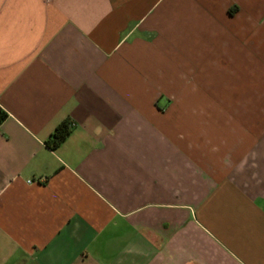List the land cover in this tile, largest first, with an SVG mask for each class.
Segmentation results:
<instances>
[{"label": "crops", "instance_id": "0c3cea01", "mask_svg": "<svg viewBox=\"0 0 264 264\" xmlns=\"http://www.w3.org/2000/svg\"><path fill=\"white\" fill-rule=\"evenodd\" d=\"M0 106V264H264V0H0Z\"/></svg>", "mask_w": 264, "mask_h": 264}, {"label": "trees", "instance_id": "16d2710c", "mask_svg": "<svg viewBox=\"0 0 264 264\" xmlns=\"http://www.w3.org/2000/svg\"><path fill=\"white\" fill-rule=\"evenodd\" d=\"M8 117V113L0 106V123ZM73 122L70 118L62 120L55 128V130L46 139V144L51 148L58 147L71 133Z\"/></svg>", "mask_w": 264, "mask_h": 264}, {"label": "built area", "instance_id": "2783aa9c", "mask_svg": "<svg viewBox=\"0 0 264 264\" xmlns=\"http://www.w3.org/2000/svg\"><path fill=\"white\" fill-rule=\"evenodd\" d=\"M0 125H1V123H0Z\"/></svg>", "mask_w": 264, "mask_h": 264}]
</instances>
